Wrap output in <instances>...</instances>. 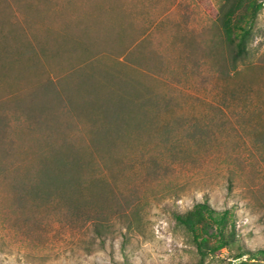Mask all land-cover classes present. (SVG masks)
<instances>
[{"label":"rangeland","instance_id":"374dc122","mask_svg":"<svg viewBox=\"0 0 264 264\" xmlns=\"http://www.w3.org/2000/svg\"><path fill=\"white\" fill-rule=\"evenodd\" d=\"M223 4L0 0V264H264V0L236 61Z\"/></svg>","mask_w":264,"mask_h":264},{"label":"trees","instance_id":"16d2710c","mask_svg":"<svg viewBox=\"0 0 264 264\" xmlns=\"http://www.w3.org/2000/svg\"><path fill=\"white\" fill-rule=\"evenodd\" d=\"M260 7L261 0H225V4L222 6L220 19L225 40L231 48V59L233 61L239 60L245 55L247 39L255 23ZM51 91L53 92L54 88H51ZM54 154L58 157L57 162H62V166L65 169L68 162L64 160V157H61V151L54 152ZM64 169L59 170L57 173L52 172L46 184L40 181L36 187L38 194L47 192L46 189L55 190L54 192H57L56 190L60 188V191L68 189L69 181L66 179H69L70 172H64ZM77 185L78 183L76 186L71 185L70 188L75 192L78 189ZM15 188L17 187L15 186ZM233 216L234 214L228 210L220 212L211 208L208 203L201 202L194 204L192 208L185 213L176 214L175 218L193 233L196 247L202 257L208 252L214 253L217 250L227 247L230 243L235 241L236 232L235 222L232 219ZM228 220L231 221L230 230L225 234ZM207 225H212L215 228V236L212 243L209 242L207 234L202 232L203 228ZM255 254V251L246 252L240 248L234 258L238 259L244 255L251 256L250 258H252ZM239 264L255 263L240 262Z\"/></svg>","mask_w":264,"mask_h":264}]
</instances>
